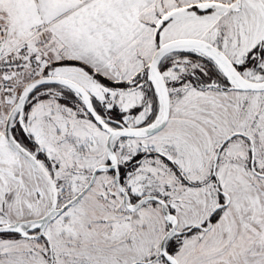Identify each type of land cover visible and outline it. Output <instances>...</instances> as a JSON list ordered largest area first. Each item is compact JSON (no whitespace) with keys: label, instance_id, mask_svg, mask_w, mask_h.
Wrapping results in <instances>:
<instances>
[{"label":"snow or ice","instance_id":"obj_1","mask_svg":"<svg viewBox=\"0 0 264 264\" xmlns=\"http://www.w3.org/2000/svg\"><path fill=\"white\" fill-rule=\"evenodd\" d=\"M0 264H264V0H0Z\"/></svg>","mask_w":264,"mask_h":264}]
</instances>
